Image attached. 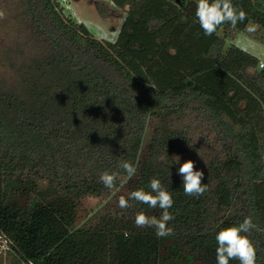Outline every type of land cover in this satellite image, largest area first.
<instances>
[{
	"label": "trees",
	"instance_id": "16d2710c",
	"mask_svg": "<svg viewBox=\"0 0 264 264\" xmlns=\"http://www.w3.org/2000/svg\"><path fill=\"white\" fill-rule=\"evenodd\" d=\"M110 2L124 10L113 41L64 15L60 0L9 1L14 34L0 47L9 71L0 74V234L35 264H216L221 228L251 216L264 229V67L224 42L249 24L264 30V6L233 0L245 21L205 36L194 0ZM254 34L264 43V31ZM197 153L208 190L187 196L178 169ZM104 171L119 174L111 190L100 181ZM153 177L174 199L173 233L164 238L135 226L137 212L159 218V208L132 200L118 207L121 195L150 190ZM88 195L111 199L77 226ZM250 239L264 264V231Z\"/></svg>",
	"mask_w": 264,
	"mask_h": 264
},
{
	"label": "clouds",
	"instance_id": "9594fccd",
	"mask_svg": "<svg viewBox=\"0 0 264 264\" xmlns=\"http://www.w3.org/2000/svg\"><path fill=\"white\" fill-rule=\"evenodd\" d=\"M3 13H0L2 16ZM246 12L237 8L233 0H196L195 19L205 36L213 35L221 25L230 24L236 27L238 23L245 21ZM246 31H254L249 24ZM191 147V146H190ZM175 163H180V156H174ZM119 168L127 173L129 178L137 173V167L129 162L122 161ZM118 173L104 171L100 174L101 183L109 190L113 189L118 178ZM178 175L182 177L183 191L187 196L199 197L208 190L204 183L205 172L197 170L193 160H186L180 164ZM149 189L138 188L131 191L126 198L121 195L118 200V207L122 210L131 207L130 200L147 205L149 208L161 210L159 218L147 215L139 211L135 215V226L137 228H154L158 238H164L173 233L169 222L174 220V215L169 211L174 204L171 192L161 183L158 178H151ZM264 231L258 224L254 223L251 216H246L238 225L221 228L215 235L217 247L215 249L216 264H230V261L237 260L239 264H256L257 248L250 239L253 231ZM127 238L129 233H124Z\"/></svg>",
	"mask_w": 264,
	"mask_h": 264
},
{
	"label": "rangeland",
	"instance_id": "374dc122",
	"mask_svg": "<svg viewBox=\"0 0 264 264\" xmlns=\"http://www.w3.org/2000/svg\"><path fill=\"white\" fill-rule=\"evenodd\" d=\"M9 1L11 0H0V13H3L0 16V47L6 46L14 34L8 16ZM59 5L64 15L76 22L83 23L93 37L100 40L113 41L115 39L124 15V10L114 7L110 0H60ZM252 26L254 27V31H251L252 34L245 29L232 32L225 39V46L234 44L264 62V43L253 38L255 36L254 32L259 34L264 30H261L256 25ZM220 32L221 30L218 31V33ZM0 74L8 77L9 71L0 65ZM152 127V123H149L145 129L143 137L144 149L151 137ZM184 158H186L185 161L189 159L193 160L195 166H197L201 163L203 156L201 153H197L192 156H184ZM110 199L108 196L95 195L80 198V206L77 211L75 224L77 226L86 225L89 222L91 214Z\"/></svg>",
	"mask_w": 264,
	"mask_h": 264
},
{
	"label": "built area",
	"instance_id": "2783aa9c",
	"mask_svg": "<svg viewBox=\"0 0 264 264\" xmlns=\"http://www.w3.org/2000/svg\"><path fill=\"white\" fill-rule=\"evenodd\" d=\"M258 67H264V62L259 61ZM0 264H35L29 259H24L14 252L7 237L0 234Z\"/></svg>",
	"mask_w": 264,
	"mask_h": 264
},
{
	"label": "flooded vegetation",
	"instance_id": "af4514ba",
	"mask_svg": "<svg viewBox=\"0 0 264 264\" xmlns=\"http://www.w3.org/2000/svg\"><path fill=\"white\" fill-rule=\"evenodd\" d=\"M252 1H259L262 4V6H264V0H252Z\"/></svg>",
	"mask_w": 264,
	"mask_h": 264
}]
</instances>
